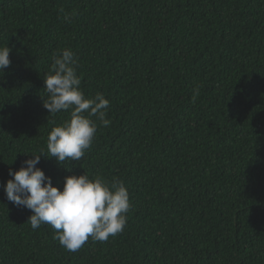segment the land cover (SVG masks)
<instances>
[{
    "label": "trees",
    "instance_id": "16d2710c",
    "mask_svg": "<svg viewBox=\"0 0 264 264\" xmlns=\"http://www.w3.org/2000/svg\"><path fill=\"white\" fill-rule=\"evenodd\" d=\"M3 46L0 264H264V0H0ZM65 48L111 123L89 117L92 146L59 164L47 136L69 112L43 107L44 79ZM31 154L58 189L122 181L124 230L77 252L33 230L3 190Z\"/></svg>",
    "mask_w": 264,
    "mask_h": 264
},
{
    "label": "clouds",
    "instance_id": "9594fccd",
    "mask_svg": "<svg viewBox=\"0 0 264 264\" xmlns=\"http://www.w3.org/2000/svg\"><path fill=\"white\" fill-rule=\"evenodd\" d=\"M59 11L63 13L64 9ZM64 19L69 21V14ZM9 53V47H0V74L10 66ZM76 69L75 54L65 48L53 56L44 79L47 99L43 100V107L49 114L69 112V118L53 127L47 136L48 158L59 164L79 161L92 146L97 124L89 117L95 116L103 127L111 123L106 118L110 101L101 93L86 98ZM41 156L31 154L18 170L9 169L12 178L3 186L8 201L31 211L27 221L33 230L49 225L53 239L69 252L79 251L89 238L105 242L124 230L131 205L122 181L90 178L83 173L65 176L62 189H58L36 167Z\"/></svg>",
    "mask_w": 264,
    "mask_h": 264
}]
</instances>
